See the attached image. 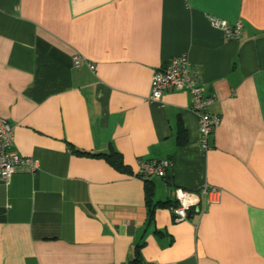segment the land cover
<instances>
[{"label":"crops","instance_id":"1","mask_svg":"<svg viewBox=\"0 0 264 264\" xmlns=\"http://www.w3.org/2000/svg\"><path fill=\"white\" fill-rule=\"evenodd\" d=\"M179 54L220 117L205 150L187 90L146 100ZM0 117L38 161L0 180V264H126L137 244L150 264H264V0H0ZM110 150L130 173L91 155ZM160 159L165 177L136 175ZM204 184L174 220V189Z\"/></svg>","mask_w":264,"mask_h":264},{"label":"built area","instance_id":"2","mask_svg":"<svg viewBox=\"0 0 264 264\" xmlns=\"http://www.w3.org/2000/svg\"><path fill=\"white\" fill-rule=\"evenodd\" d=\"M209 23L220 29L222 35L228 39L236 40L240 37L242 23L237 20L228 23L226 20L213 15H208ZM80 56L72 57L73 65H78ZM92 67V65H90ZM184 88L190 97V108L194 112L198 121V142L199 147L205 150L208 147V136L218 125L220 117L210 110V105L214 101L213 95L203 93L198 79L190 69L189 61L184 54L174 55L161 67H158L151 75L150 94L147 101L158 100L162 93L168 89ZM12 142V129L10 123L0 117V180L8 183L14 172H29L34 174L38 169V161L29 156H21L9 149ZM171 162L168 159L141 160L138 163L136 175L164 177L170 168ZM218 189L204 184L201 193L188 191L181 188L174 189L175 205L170 207L171 214L176 221L187 217L188 211L193 207H199L201 200L203 204L207 202V193L216 194ZM141 264H150L142 262Z\"/></svg>","mask_w":264,"mask_h":264},{"label":"trees","instance_id":"3","mask_svg":"<svg viewBox=\"0 0 264 264\" xmlns=\"http://www.w3.org/2000/svg\"><path fill=\"white\" fill-rule=\"evenodd\" d=\"M182 135L184 136V132L180 126L177 129L178 143H179V139L182 137ZM85 153H88V152H85ZM88 154H90V153H88ZM91 155H96L98 157L103 158L112 168L116 169L117 171H120L122 173H130L131 172L130 169L123 163L121 155L119 153L113 151V150H110L108 153H97V154H91ZM137 176L143 177L141 175H137ZM165 176H166V174H165ZM144 181H145L144 182V184H145V186H144L145 195H146V199H147L146 204L149 205L150 201H151L150 198L152 195V188L150 185L151 181L147 178H144ZM173 205H175V201L172 204V206ZM139 247H140V244H137V246L134 248L132 256L128 259L126 264H141L142 263L140 253H139Z\"/></svg>","mask_w":264,"mask_h":264},{"label":"water","instance_id":"4","mask_svg":"<svg viewBox=\"0 0 264 264\" xmlns=\"http://www.w3.org/2000/svg\"><path fill=\"white\" fill-rule=\"evenodd\" d=\"M195 211H197V212H198V211H199V208H198V207H195Z\"/></svg>","mask_w":264,"mask_h":264}]
</instances>
